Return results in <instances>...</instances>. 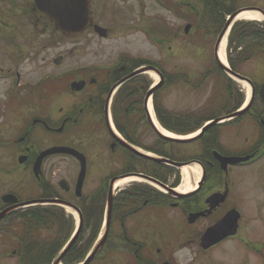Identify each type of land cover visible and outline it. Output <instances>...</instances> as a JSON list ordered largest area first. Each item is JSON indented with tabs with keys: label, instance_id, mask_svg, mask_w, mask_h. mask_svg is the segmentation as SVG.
<instances>
[{
	"label": "flooded vegetation",
	"instance_id": "obj_1",
	"mask_svg": "<svg viewBox=\"0 0 264 264\" xmlns=\"http://www.w3.org/2000/svg\"><path fill=\"white\" fill-rule=\"evenodd\" d=\"M19 1L22 0H0V38L2 40H5L2 34L8 31L9 25L24 23V14L28 16L26 19L30 24H34V21L39 24L41 18L47 23L50 22L46 16L37 11L34 0H27L22 10L18 4ZM234 2L235 0H213L212 3L206 0H183V2H172L170 11L174 16L182 14L189 17L190 31L198 30V39H202L204 43L202 46L204 48L201 49L205 50L207 42L215 41V37L223 29L222 22L225 14L223 10H231ZM213 7L221 10L210 11L209 8ZM9 9L13 10L9 12ZM94 24L93 20L92 25ZM260 36L264 37V33ZM246 51L249 54L245 59L239 56L236 59L233 57V65L240 70L249 66L251 62L255 63L251 69L252 76H248L255 87V97L249 108L254 110L219 124L208 135L202 134L196 141V144H200L196 148L198 152L191 158L184 160L185 156L180 150L175 152L178 163L201 164L204 180L198 190L180 197L176 191L178 189L176 181L180 173L164 168L161 164L156 168L157 176H160L158 179L169 188L170 193L161 194L147 187H134L130 188L129 192L118 194L113 200L105 241L89 264H218L212 255L219 247L231 240L240 241L246 249L252 244H257L260 250L256 253V258L259 259L260 264H264V232L258 236L255 243H251L249 241L251 239L247 234L245 235L249 230L253 231L255 227L253 223L256 222L258 229L264 230L262 208L264 204L250 199L246 188L248 185L255 184L257 189L264 192V167L262 166L264 163V105L259 97L261 85L264 84V62H262L264 49L258 58L254 48L246 49ZM61 58L63 63L64 57L61 56ZM132 68L131 61L120 60H117L111 68L94 70L85 68L86 75H80L78 79L89 82V87L86 86V91L82 93L85 97L80 94L79 103L74 106L72 104L71 109H60L58 119L54 118L55 109L48 106L45 97L40 96L41 84L29 87L28 94L33 96V103L30 105L32 112L28 111L29 106L21 100V98L27 99L21 97L18 90L23 83L18 79L12 90L9 84L6 85L3 97L5 110L0 113V249L6 248V250L0 251V264L10 262L20 264L24 260L25 249L33 244V242L29 244L30 242L23 235L24 215L32 211L25 210L26 208L22 207L23 204L60 199L79 209L83 224L77 240L68 249L63 260L70 264H79L88 259L102 227L101 220L97 238L90 243L92 233L85 222L89 215L87 207H90L95 199L85 195L84 199H77L71 186L69 192L60 189L59 184L53 180V172L47 170V168H53L50 164L58 156L48 157L44 161L40 180L33 181L35 186L32 196H27L31 193L27 187L23 186V180L12 182L7 179L8 163L19 167L28 176H32L34 163L40 153L56 147L75 149L87 158V178L91 168L97 169L105 164L114 168L107 176L104 175V180L97 187L101 194L106 191L107 197L111 180L114 178L133 174L150 176L149 174L153 172L154 166L152 168L145 158L126 149L109 128L110 118L114 121L112 109L109 110L110 95L116 84L132 74ZM9 73L5 52L0 54V80L4 84L9 78ZM69 79L70 76L64 75L61 81L67 83ZM41 105L43 112H40ZM233 114L234 112L227 113L214 120ZM129 116L143 117L142 114ZM138 140L142 141L140 138ZM140 146L147 151L153 149L152 144L145 142L140 143ZM165 150L167 151V148ZM106 152L113 156V161L105 160L106 157L104 159ZM216 153L227 159L247 160L237 164L230 163L224 169ZM8 154L11 155V160H8ZM65 158H70L79 165L74 158ZM216 194L226 195V199L212 208L208 200ZM8 196L14 197L12 201ZM232 211L238 213L235 233L222 243L210 249H204L202 247L204 233ZM103 213L104 205L98 211L95 209L96 215L103 217ZM200 213L205 214L195 222H189L191 214ZM71 236L72 233L69 239ZM36 245L45 244L39 242ZM49 246L53 247L50 252L55 251L54 243ZM185 249H192L191 259L176 256Z\"/></svg>",
	"mask_w": 264,
	"mask_h": 264
},
{
	"label": "rangeland",
	"instance_id": "obj_2",
	"mask_svg": "<svg viewBox=\"0 0 264 264\" xmlns=\"http://www.w3.org/2000/svg\"><path fill=\"white\" fill-rule=\"evenodd\" d=\"M26 2L27 0L18 2L21 10ZM91 2L92 18L96 24L108 30L109 36L107 39H100L93 29H89L79 36H67L43 18L40 19L39 24L35 21L34 24H30L29 20L26 19L28 17L26 14H24L23 24L8 26V31L2 34L5 40L0 38V54L7 53L8 72H10L5 84L0 80V113L5 110L3 97L6 85L9 84L12 90L18 79L23 83L18 89L21 97L27 98H21V100L29 106L28 111H31L30 105L33 103V96L28 94L30 92L29 87L42 82H44L42 83L44 85L51 78L64 74L86 75L85 68H92L91 70L111 68L121 58L144 59L162 67L168 75L173 72H184L193 76V79H197L201 73L210 68L214 56V41H208L207 49L202 50L204 43L202 39H198L197 29H192V32L190 31L186 35L184 30L190 23L187 15L174 16L170 9L160 6L156 0H91ZM166 2L173 5L172 2H183V0H167ZM237 6L240 8L259 7L264 9V0H238ZM12 10L9 9V12ZM238 52L234 50L231 55L236 58ZM60 56L64 57V62L60 67H57L54 61ZM254 64L252 62L249 66L240 69L241 74L245 77H251V69H253ZM145 76V78L148 77L147 79L151 84L155 83L149 75ZM73 79L74 77H70V80ZM210 79L211 82H206L203 87H197L196 89L186 86H172L169 89L168 84H165L160 89L163 95L160 96V90H157L154 96L160 97L159 100L168 112L174 114L193 113L203 117H207L209 112L207 118L214 119L228 113V111L220 110L218 104H220L225 93L223 92V86L229 82L227 78L221 75H218L215 79L212 76ZM235 87L246 99V91L241 84L236 83ZM52 91L48 89L44 93L41 90L43 96L41 93L40 96L45 97L48 106H52L53 110L55 109L54 118L57 119L59 118L60 109L69 110L72 104L74 106L79 103L80 96L85 97V94L73 96L69 90L63 87L53 94ZM220 91L219 96L221 98L217 99L218 104L215 106L214 98ZM51 97L52 99H50ZM144 97L145 95L142 99ZM225 99L228 101V97ZM211 100L214 101V106L211 105ZM206 109H208L207 112ZM40 112H43L42 105ZM217 126V124H212L205 133L210 134ZM138 134L142 140L140 143L145 142L152 144V147H154L157 136L149 132L145 125L139 126ZM196 141L195 144L177 146L176 149L180 148L181 153L185 156L184 160L191 158L198 152L196 148L200 144H196ZM168 152L172 153V150L167 149ZM104 159L113 161V156L106 152L104 153ZM8 160H11L10 154H8ZM50 165H53V168L50 167L47 170L53 172V180L58 183L65 179L74 190L77 175L80 171L79 165L72 159L65 157H57ZM189 165L192 167L193 164ZM262 166L264 167V163ZM113 170L114 168H110V165L107 166L106 164L103 167L99 166L97 169L91 168L85 183L84 195H91L104 180L106 174ZM30 177L19 167L8 163L7 179L12 182L23 180V186L27 187L31 193L27 196H32L35 186L33 178ZM246 188L250 199L264 204V192L257 189L255 184L248 185ZM106 201L105 197L104 204ZM104 204H101L100 208ZM262 208L264 212V207L262 206ZM66 217L71 219L72 216L66 213ZM253 224H255L253 231L249 230L245 235L247 234L251 239L250 241L254 243L264 230L258 229L257 222ZM53 238V232L49 234L46 232L41 233V241L45 245V242L52 244L54 242ZM48 239L50 240L47 241ZM3 250H6V248L0 249V251ZM259 250L260 247L257 244H252L246 249L240 241H232L219 247L212 256L218 264H260L259 259L256 258V253ZM191 251L192 249H185L176 256L191 259L193 254ZM9 264H14V262Z\"/></svg>",
	"mask_w": 264,
	"mask_h": 264
},
{
	"label": "trees",
	"instance_id": "obj_3",
	"mask_svg": "<svg viewBox=\"0 0 264 264\" xmlns=\"http://www.w3.org/2000/svg\"><path fill=\"white\" fill-rule=\"evenodd\" d=\"M206 1L208 3L213 2V0H206ZM209 10L217 12L221 9L218 7H213V8H209ZM232 12L233 11H224V13L227 14H231ZM241 25L239 24L234 27L230 39V45L232 44V37L234 36V34H236L239 31V27ZM261 32L259 30L250 29L247 33L251 35H246V33L244 32L243 34L245 35V37L246 36L253 37L259 35ZM254 38L258 40L259 43H264L262 37L258 36ZM147 64L148 63L141 60L134 61L132 63V67H133L132 71ZM232 70L237 72V69L234 67V65H232ZM163 74L165 76L166 84H168L167 85L168 88L182 84L194 86L193 82L191 81V78L187 74L180 73V74L168 75L164 72ZM218 75L227 78L229 83L224 84L223 86V90H224L223 92H225L223 94L224 96L220 104L215 102V106L218 104V108L220 110H224V111H228V113H232L241 107L243 103V97L241 94H239V92L235 88L232 80H230L216 64H213L205 73H203L197 82L203 84L206 81H208L212 76L213 79H215ZM54 86L55 87L53 89L49 88L50 90H53L52 93H55L56 91L60 90L59 87L61 86V83H54ZM148 88H149V84L145 79L136 78L132 80L131 82L127 83L120 89L118 95L116 96L113 106V112H114L115 123L117 125V128L123 134L124 138L128 141V143L134 146L140 145L138 141L139 139L138 130H139V125L144 122L145 117L143 116L142 118H137V117L134 118L129 115L130 114L145 115V110L142 103V97L143 94L147 92ZM162 93L163 92L160 90L159 95L162 96ZM220 94L221 91L217 94L215 99H217L218 95ZM227 97H228V101L225 99ZM159 98L160 97H157L156 95L154 96L155 112L161 125L169 132L178 135H189L198 131L205 122H208L212 119V118H207L209 116V112L207 114V117L198 116L193 113L174 114L168 112L163 106L161 100H159ZM232 109L234 110L232 111ZM207 111L208 109H206V112ZM145 126L147 127V130H149V132H152L150 126L147 123ZM165 145H168V147L172 148L173 150L177 148V146H179V144H176L175 142H170L165 139L157 138V142L154 145L152 152L161 157H165L170 160L176 161L177 159L172 154L165 152L164 149ZM147 162L152 165V168L154 166L153 172L149 175L155 178H159L160 176H157L158 172L156 171V168L160 167V165L152 160ZM166 168L174 171L172 168L169 167ZM178 183H179V179L176 182V185H178ZM95 196L96 198L92 203V205L90 207H87L89 211V215H87V221L85 222L86 225L88 226V229L92 233V237L89 239L90 243L96 240L100 230V222L102 220V216L96 215L95 209L96 211H98L100 209V205L104 204L105 193L101 195V193L98 192L96 193ZM73 225H74L73 219L72 218L67 219L65 212L62 209L56 208V209H49L44 211L36 210L24 215L23 235L24 237L27 238V241L30 242L29 244H32V242L33 244L25 249L24 261L22 264H50L51 260L54 258V255H56L59 252L60 248L69 239L70 234L73 232ZM43 232H46L48 234L51 232L54 233L53 243L55 244L56 247L55 251L50 252V250L53 248L49 246L51 243L47 244V242H45L47 245H42V246L36 245L37 243L42 242L41 233ZM49 240L50 239H48L47 241ZM64 262L68 263V261H64Z\"/></svg>",
	"mask_w": 264,
	"mask_h": 264
},
{
	"label": "water",
	"instance_id": "obj_4",
	"mask_svg": "<svg viewBox=\"0 0 264 264\" xmlns=\"http://www.w3.org/2000/svg\"><path fill=\"white\" fill-rule=\"evenodd\" d=\"M35 2H36L37 8L42 13L50 16L52 21L56 24L57 28L62 30L66 34H69V35L79 34L82 31H84L91 24L89 0H35ZM241 12L242 11H239V12H237L231 16V18L227 22L223 32L220 34V36L218 38L217 45H216V51H215L217 58H218L220 45H221L225 35L227 34L230 26L235 21L236 17ZM259 12L264 17V12L261 10H259ZM94 30L101 38L107 37V31L105 29H102L99 26H95ZM189 30H190V27H187L186 33H188ZM55 63L57 65H59L60 61L58 60ZM220 66L223 69V71L226 72L229 76H231L237 80H240V81H245L252 86L251 82L248 79L232 72L230 69H228L222 63H220ZM149 70L157 72L153 68L141 69V70L135 72L134 74H132L129 78L120 82L116 87L122 85L127 80H130L134 77H137V76H139V75H141V74H143ZM160 77H161V80H163L161 75H160ZM85 85H86L85 82H75L72 84L71 88L74 92H80L85 88ZM155 90H156V88H154L152 91H150L146 96V100H145L146 109H148L150 97L153 95ZM253 90H254V88H253ZM260 97H261L262 101L264 102V86L261 89ZM239 114H241V112L237 113L236 115H239ZM148 120H149V123L151 124L153 130L155 131V133L159 137H163L167 140L176 141L179 143H190V142L197 139V138H192L189 140H178L176 138L166 137L156 128V126L152 122V119L150 118L149 115H148ZM217 123H218V121L215 122L214 124H217ZM207 129L208 128H206L202 131L205 132ZM122 144L126 148L136 152L138 155H141L138 150L126 145L125 143H122ZM50 155H69V156L76 158L80 162L81 171H80L78 181L76 184V196L78 198H80L82 196V190H83L84 182L86 179V172H87L86 157L83 154L79 153L78 151H76L74 149H70V148H54V149H51L49 151L42 153L38 157V159L35 163V166H34V170H33L36 177H39V175L41 173V166H42L44 159ZM219 159L221 160V163H222V166L224 169H226V167L229 163L237 164V163H240L241 161H243V160H237V159H226V158H223L220 156H219ZM159 162H161L163 164L170 165V166L175 167L177 169H180L183 167V165H181V164H177V163L171 162V161L166 160V159H159ZM137 177L142 178V179H144L150 183H153V184L161 187L162 189L170 192V190H168L167 187H165L164 185L160 184L158 181H156L152 178H149V177H146L143 175H139ZM114 183H115V180H113L111 183V190H112V187L114 186ZM60 187L65 191H69V187H68V184L66 183V181H62L60 183ZM8 197L12 198L11 196H8ZM225 198H226V195L216 194V195H213L212 197H210V199L208 200V203L211 205L212 208H214L220 202H223L225 200ZM112 201L113 200H112V192H111L110 196H109V200H108L109 212H108V223H107V225L109 224V220H110ZM52 203L60 205V206L61 205L66 206L69 208H73L74 210H77L76 207H74L71 204L66 203V202L52 201ZM204 214L205 213H201V214H197V215H194V214L190 215L189 222L190 223L195 222L199 217L204 216ZM81 222H82V217H81ZM237 222H238V213L237 212L232 211L229 214H227V216L224 219L219 221L215 226L209 228L208 231L203 235V237H202L203 248L208 249L210 247H213V246L219 244L220 242L224 241L228 237H230L236 231ZM76 240H77V236H75L74 240L72 241V243L68 249H70L73 246V244L75 243ZM103 242L104 241H102L100 244L97 245L96 249L94 250L93 254L91 255V257L89 258V260L87 261L86 264H89V262L97 254V252L101 248ZM66 251L58 256V258L54 264H61L65 254L67 253Z\"/></svg>",
	"mask_w": 264,
	"mask_h": 264
},
{
	"label": "bare ground",
	"instance_id": "obj_5",
	"mask_svg": "<svg viewBox=\"0 0 264 264\" xmlns=\"http://www.w3.org/2000/svg\"><path fill=\"white\" fill-rule=\"evenodd\" d=\"M239 21H246V22H263L264 19L262 17V15L258 12V11H247V12H243L241 14H239L236 18L235 22H239ZM227 46H228V34L225 36L223 42L221 43L220 49H219V60L220 62L224 65L227 66L228 62H227V57H226V51H227ZM155 82V84H157L160 81V78L158 77V75L154 72H148L147 73ZM241 84V86L245 89L246 91V95H247V100H246V106L248 104V102L250 101L251 98V87L246 83V82H239ZM148 112L149 115L152 119V122L154 123V125L156 126V128L166 137L169 138H176L179 140H187L190 139L192 136L189 137H181V136H177L175 134H172L166 130H164L161 125L159 124L155 112H154V107H153V102L150 101L149 105H148ZM151 157H155L153 154H149ZM181 176H182V183L180 185V187L176 190L178 194L180 195H189L192 194L196 191L197 187H198V183L200 182L201 178H202V169L200 166H188V167H184L181 169ZM129 184H150L151 186L157 188L158 190L164 192L161 188L153 185L152 183L140 179V178H125V179H120L118 180L115 185H114V191H118L120 189H123L124 187H127ZM68 213L73 214L77 225L79 224V218L78 215L72 211V209H68Z\"/></svg>",
	"mask_w": 264,
	"mask_h": 264
}]
</instances>
